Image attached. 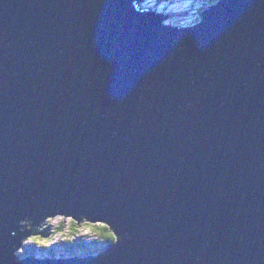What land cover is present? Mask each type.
I'll list each match as a JSON object with an SVG mask.
<instances>
[{
    "label": "water",
    "instance_id": "obj_1",
    "mask_svg": "<svg viewBox=\"0 0 264 264\" xmlns=\"http://www.w3.org/2000/svg\"><path fill=\"white\" fill-rule=\"evenodd\" d=\"M140 0H0V264H264V0L179 26ZM85 259L19 258L54 216Z\"/></svg>",
    "mask_w": 264,
    "mask_h": 264
},
{
    "label": "rangeland",
    "instance_id": "obj_2",
    "mask_svg": "<svg viewBox=\"0 0 264 264\" xmlns=\"http://www.w3.org/2000/svg\"><path fill=\"white\" fill-rule=\"evenodd\" d=\"M156 1H158V0H156ZM169 1H172V3H174L173 0H169ZM179 1H181V2H179ZM187 1H194V3L191 4L192 7L190 8V10L187 11L188 14L186 16H183L184 18H182L180 16V15H182L180 11L186 10L183 6L187 5V4H182V3H185V2H183V0H176L175 1L176 6L174 8H172L173 10L170 12H168V10H167L168 8H163V7H166L167 5L169 6L168 2H166V3H168V4H166L163 2L154 3L153 0H140L142 5H146V4L148 5L149 4L153 8H157V10L165 9L169 13V15L167 14L168 18H166V21L169 23L175 22L174 24L179 25V26H184V25L187 26V25H190L192 23L199 21L201 18V16L199 17L201 8L203 6H205V8H208L210 6V4L208 3V1L210 2V0H187ZM215 1H217V0H215ZM187 3H190V2H187ZM178 5L181 6L180 9L177 8ZM170 13H173V14L171 15ZM71 221H73L71 217H65L63 215L62 216H54V217H51V218L45 220L46 224L44 225V227L49 228V231H50V233L48 234L49 237H47V236L43 237L42 236L38 239V241L37 240L36 241L38 243H40L41 241L39 242V240H41V239L45 240L46 239L45 241H42V243H40V245L45 244L49 248V247L53 246V244H54L55 249L52 248L51 250L50 249L46 250V252L43 250H41V251L38 250L37 251V254L39 253L38 256L50 257V256H52L53 251H55L53 257H55L56 255H59L60 259L61 258H70V257L75 258V256H77V255L83 257L84 255H86V254L73 255L67 251V248L64 245V242H68L67 238H70L71 240H74V241L76 240V242H78V238L82 237L83 234H85V233L90 234V232H89L90 229L87 227V224H85V223H87L86 221H81L79 223L81 227L79 226V229L77 232L75 231V228H73V226L71 225ZM60 224L63 225L62 231L59 233H56L55 235H51V233H53L52 231L55 230L57 228V226ZM95 224L97 225L98 223H95ZM51 236H53V237H51ZM31 241H34V240H32V237L30 235L22 238L23 244H26V245L30 244ZM27 254H29V252L26 250V248L24 246L20 247L17 250V255L19 258H22L23 256H26Z\"/></svg>",
    "mask_w": 264,
    "mask_h": 264
},
{
    "label": "trees",
    "instance_id": "obj_3",
    "mask_svg": "<svg viewBox=\"0 0 264 264\" xmlns=\"http://www.w3.org/2000/svg\"><path fill=\"white\" fill-rule=\"evenodd\" d=\"M215 2H216L215 0H210V2L208 1L210 5H212V3L214 4ZM203 9H205V6L201 8L199 17L201 16ZM79 223L80 222L76 220L71 221V225L73 226V228H75L76 232L79 229V226H80ZM45 224H46L45 221L41 222L39 225H32V223L29 220L24 221L25 228L27 229V231H31L30 236L32 237V240H34V241H31V243L35 246H39L40 251L43 250L46 252V250H49V249L51 250L52 248L55 249V247H54V244L53 246L49 248L45 244L40 245V243H42V241H45L46 239L39 240V242L41 241L40 243L37 242L38 239L42 236L49 237L48 234L50 233V231H49V228L44 227ZM85 224H87V227L90 229L89 231L90 234H87V233L83 234L82 237L78 238V242H76V240L75 241L71 240L70 238H67L68 242H64V245L66 246L67 251L69 253L73 255L86 254L83 257H80L79 260L102 253L106 249V247L110 243L114 242V240L116 239L114 233L111 231L110 227H108L107 225L99 224V223L96 225L91 222H87ZM62 228H63L62 224L58 225L57 228L52 231L53 233H51V235H55L56 233L61 232ZM54 253L55 251L52 252L51 257H53ZM77 256L79 257V255ZM55 258L60 259L59 255H56Z\"/></svg>",
    "mask_w": 264,
    "mask_h": 264
},
{
    "label": "bare ground",
    "instance_id": "obj_4",
    "mask_svg": "<svg viewBox=\"0 0 264 264\" xmlns=\"http://www.w3.org/2000/svg\"><path fill=\"white\" fill-rule=\"evenodd\" d=\"M179 2H181V1H179ZM183 2H184V0H183ZM150 3H151V2H150ZM193 3H194V2H193ZM182 4H186V3H182ZM148 5H149V4H148ZM175 6H176V5H175ZM175 6H174V7H175ZM185 6H186V7H185ZM187 6H188V5H184L183 7H184L185 9H187V8H188ZM189 6H191V3H190ZM169 7H170V6L167 5L166 7H163V8H168L167 10H168V12H170V11H172L173 9H172V8H169ZM177 8L180 9L181 6L178 5ZM184 8H183V9H184ZM154 9L157 10V8H154ZM170 9H171V10H170ZM175 9H176V8H175ZM166 12H167V11H166ZM168 12H167V13H168ZM183 18H184V17H183ZM171 20H172V19H171ZM179 21H180V20H179ZM168 23H169V22H168ZM36 230H37V229H36ZM21 245L24 246V244H22V243H21ZM22 246H20V247H22ZM38 254H39V253H38ZM48 254H49V253H48ZM80 257H81V256H79V257H78V256H75V258H80Z\"/></svg>",
    "mask_w": 264,
    "mask_h": 264
},
{
    "label": "clouds",
    "instance_id": "obj_5",
    "mask_svg": "<svg viewBox=\"0 0 264 264\" xmlns=\"http://www.w3.org/2000/svg\"><path fill=\"white\" fill-rule=\"evenodd\" d=\"M187 5H189V3H187L188 1H184ZM201 11V10H200ZM201 17H202V13H201Z\"/></svg>",
    "mask_w": 264,
    "mask_h": 264
}]
</instances>
